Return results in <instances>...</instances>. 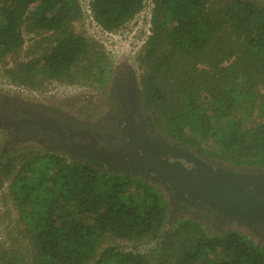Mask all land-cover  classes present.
Wrapping results in <instances>:
<instances>
[{"label":"trees","instance_id":"obj_1","mask_svg":"<svg viewBox=\"0 0 264 264\" xmlns=\"http://www.w3.org/2000/svg\"><path fill=\"white\" fill-rule=\"evenodd\" d=\"M145 1L90 0L89 12L102 30L116 32ZM152 5L150 34L135 59L153 126L165 141L225 169L264 173V0ZM82 18L79 0H0L1 76L34 90L107 78L103 46L75 29ZM168 162L197 172L193 178L214 195L216 168L182 156ZM3 186L16 217L0 243V264H264V220L231 219L219 230L214 215L184 211L165 230L174 201L161 174L12 147L0 160ZM113 239L156 246L149 253L103 247Z\"/></svg>","mask_w":264,"mask_h":264},{"label":"rangeland","instance_id":"obj_2","mask_svg":"<svg viewBox=\"0 0 264 264\" xmlns=\"http://www.w3.org/2000/svg\"><path fill=\"white\" fill-rule=\"evenodd\" d=\"M79 1L83 18L75 23V29L103 46L110 62L107 78L83 82L82 85L54 82L34 90L11 85L0 74V160L12 147L20 151L31 148L56 152L69 160L86 153L109 169H120L122 172L132 170L142 177H152L160 173V169L163 172L160 174L171 179V176L178 175L179 169L169 164L168 159L174 161L175 157L182 156L196 160L206 168H220L236 178L264 179V173L225 169L208 158L197 157L152 134V117L146 109H142L139 101L141 69L135 59L150 34L152 0H146L142 12L116 32H106L93 21L89 12L90 0ZM30 37L25 35L26 47L31 43ZM133 77L136 98L134 93L128 92L124 82ZM119 86L124 96L115 98L117 92L114 90L117 91ZM133 99L134 103L131 102ZM98 141L109 143L114 149L98 151L95 149ZM167 182L170 183L169 180ZM170 186L174 202L170 203L165 230L179 221L184 211L201 216L204 213L214 215L211 227L219 230L221 224H227L231 219L237 220L228 208L214 209L194 192L189 183L182 185L181 189L173 187L171 183ZM5 189L6 186L0 188V243L5 241L16 217ZM263 217L264 212L259 211L251 222L263 221ZM248 222L250 220L244 223L249 225ZM25 242L19 243L22 256L28 249ZM110 245L149 253L154 250L156 241L134 244L113 239L105 242L103 247Z\"/></svg>","mask_w":264,"mask_h":264},{"label":"water","instance_id":"obj_3","mask_svg":"<svg viewBox=\"0 0 264 264\" xmlns=\"http://www.w3.org/2000/svg\"><path fill=\"white\" fill-rule=\"evenodd\" d=\"M175 167L179 169L178 175L171 176V179H167L163 174L161 175L166 180H169L173 187L175 186L178 189H181L183 187L182 185H187L189 183L194 192L202 196L214 209L217 207L228 208L234 217L250 221H254L255 218L253 217H255L259 211L264 212V179L236 178L224 172V170L216 168L219 173L216 175L217 178L212 187L214 195L210 196L206 191V186L205 188L202 186V180L193 178V175L197 172L191 171L185 173L176 163ZM159 172L163 173L160 169Z\"/></svg>","mask_w":264,"mask_h":264},{"label":"flooded vegetation","instance_id":"obj_4","mask_svg":"<svg viewBox=\"0 0 264 264\" xmlns=\"http://www.w3.org/2000/svg\"><path fill=\"white\" fill-rule=\"evenodd\" d=\"M131 74H129L128 76H130ZM124 82H126V86L128 87V92H132V93H134V98H136V95H135V80H134V77L133 78H129L128 80H126V81H124ZM118 84V83H117ZM116 85V84H115ZM116 89H117V85H116ZM115 92H117V94L116 95H114V97L115 98H119V97H121V96H124L123 95V93H122V89H121V87L119 86V88H118V90L116 91V90H114ZM139 101H140V105H141V107H142V109H144L145 110V108H144V106L142 105V103H141V100H140V96H139ZM131 102H135V100L133 99V101H131ZM30 125H32L33 123H31V122H28ZM152 132H154V133H152L154 136H156V137H160V138H162L158 133H157V130L155 129V127L153 126V123H152ZM151 133V132H150ZM95 149L96 150H98V151H104V152H108V151H111V150H113L114 149V147H113V145H111V144H109V143H105V142H100V141H98V143H97V145H96V147H95ZM82 155H85V156H87V157H89L90 159H92L91 157V155L90 154H82ZM81 155V156H82ZM93 160V159H92ZM93 161H95V160H93ZM169 161H172L171 159H169ZM103 166V165H102Z\"/></svg>","mask_w":264,"mask_h":264}]
</instances>
